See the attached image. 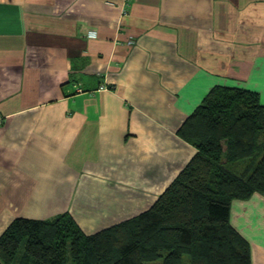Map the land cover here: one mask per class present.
I'll return each mask as SVG.
<instances>
[{
  "label": "crops",
  "instance_id": "1",
  "mask_svg": "<svg viewBox=\"0 0 264 264\" xmlns=\"http://www.w3.org/2000/svg\"><path fill=\"white\" fill-rule=\"evenodd\" d=\"M217 86L264 105V0H0V237L18 218L70 213L89 235L151 209ZM230 221L264 264V194Z\"/></svg>",
  "mask_w": 264,
  "mask_h": 264
},
{
  "label": "trees",
  "instance_id": "2",
  "mask_svg": "<svg viewBox=\"0 0 264 264\" xmlns=\"http://www.w3.org/2000/svg\"><path fill=\"white\" fill-rule=\"evenodd\" d=\"M178 135L197 152L151 209L89 235L70 213L18 218L0 237V264H252L230 217L233 201L264 194L259 94L213 88Z\"/></svg>",
  "mask_w": 264,
  "mask_h": 264
},
{
  "label": "rangeland",
  "instance_id": "3",
  "mask_svg": "<svg viewBox=\"0 0 264 264\" xmlns=\"http://www.w3.org/2000/svg\"><path fill=\"white\" fill-rule=\"evenodd\" d=\"M23 247H24V245H23ZM23 251H24V248L21 249L19 255H22L23 254ZM153 264H156V263H153ZM157 264H160V263H157Z\"/></svg>",
  "mask_w": 264,
  "mask_h": 264
}]
</instances>
